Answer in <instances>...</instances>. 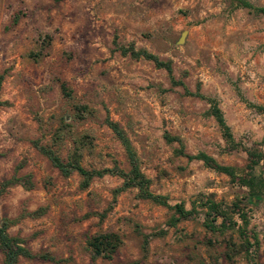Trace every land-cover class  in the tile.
Returning a JSON list of instances; mask_svg holds the SVG:
<instances>
[{
	"label": "rangeland",
	"instance_id": "rangeland-1",
	"mask_svg": "<svg viewBox=\"0 0 264 264\" xmlns=\"http://www.w3.org/2000/svg\"><path fill=\"white\" fill-rule=\"evenodd\" d=\"M245 1L264 7V0ZM46 37L50 47L38 59L29 57ZM115 38L118 46L133 43L171 60L175 79L192 92L200 84L201 93L218 102L235 141L264 153V115L254 108L264 107V15L231 12L224 0H0V102L7 103L0 106V185L13 175H30L33 184L30 191L13 186L0 195V219H18L8 234L58 264H228L221 240L238 241L236 234L214 237L201 218L167 228L171 212L137 199L135 189L121 193L101 222L90 214L109 205L121 181L106 176L81 190L76 174L63 178L32 147L40 140L65 160L88 137L89 145L81 148L84 168L101 170L116 162L128 170L121 145L104 124L108 115L129 138L150 191L171 205L190 210L200 197L230 204L244 195L225 175L176 156L178 144L164 140L165 134L177 136L186 154L204 153L243 170L247 155L226 150L207 115L209 105L171 88L166 72L152 63L121 57L114 52ZM78 106L89 112L81 119ZM55 134L59 141L53 143ZM263 171L258 167L256 174ZM39 208H46L41 217L21 219ZM246 211L259 246L232 264H264V197ZM160 231L165 235L152 239L142 258V236ZM102 232L122 239L112 260H94L86 247V239ZM206 240L213 246L202 244Z\"/></svg>",
	"mask_w": 264,
	"mask_h": 264
},
{
	"label": "trees",
	"instance_id": "trees-1",
	"mask_svg": "<svg viewBox=\"0 0 264 264\" xmlns=\"http://www.w3.org/2000/svg\"><path fill=\"white\" fill-rule=\"evenodd\" d=\"M224 1L229 4L231 12L238 9H246L257 16L264 15V7H254L245 0ZM50 44L51 38H43L38 53L30 54L29 57L38 59L50 47ZM113 45L115 47L114 52H118L121 57H128L133 61L143 60L152 63L155 69L166 72L171 88L179 87L182 89L184 96L205 101L209 105L207 115L216 122L222 139L226 144V150L229 152L242 151L247 155V164L243 170H238L232 166L220 165L213 158L204 153H198L196 155L186 154L181 139L177 136L165 134L164 140L169 144H178L179 148L174 150L176 156L186 158L189 162H202L206 168L225 175L232 184L244 191V195L230 204L216 202L211 196L200 197L193 203L190 210H186L183 204L171 205L166 197L155 195L150 191L151 181L141 172L138 156L129 138L119 124L110 120L108 115L104 119V124L121 145L128 164V170L120 168L116 162H113L111 167L101 170L84 168L81 165V148L85 145H89L88 137H82L79 142H76V146L67 155L65 160L60 158L51 147L41 144L40 140L33 141L31 143L32 147L41 156L46 158L51 167L57 170L63 178H68L76 174L80 179L79 188L81 190H87L94 180L106 176L117 178L121 181L120 186L113 190L109 205L101 213L90 214L98 217L101 222L112 211L116 204V199L121 193L135 189L137 191V199L148 201L171 212V217L165 224L167 228L176 229L177 225L183 221L201 218L203 228L214 237L215 235L224 236L226 233L236 234L238 241H235L232 236L222 238L221 240V244L224 246L221 258L224 262L232 264L238 255L245 254L248 256L256 252L259 246L258 238L252 229H249V220L246 210L248 207L259 204L264 197V171L256 174V169L264 166V153L262 150L248 148L243 146L240 142H236L219 108L218 102L214 98L204 96L200 91V84H197L195 91L192 92L187 89L181 79H175L171 60L162 61L156 55L146 50H137L133 43H129L126 46H118L116 44V38L113 40ZM0 80H2V78H0ZM60 87L64 95L69 97L70 92L66 89L65 84H61ZM4 105H7V103L0 102V106ZM254 108L264 115V107L254 106ZM75 110L78 119H81V116L84 114L89 113L86 106H78ZM57 141H59V137L55 134L53 143ZM20 166H18L17 169H20ZM13 186H21L26 191L32 190L33 184L31 176L25 175L17 177L13 175L10 179L3 181L0 185V195L4 193L6 189ZM45 212L46 208H39L35 212L24 214L21 216V219L23 217L39 218L44 215ZM17 222L18 219H0V254L2 256V264H18L21 259H36L53 264L60 263L55 261V259L47 253L33 254L26 247L25 240L10 236L8 234V229L17 224ZM164 235L165 232L160 231L155 234L142 236V258H145L148 253L149 242L154 238ZM122 243L120 236L113 232L98 233L86 239V247L91 254V258L94 260H112L122 246ZM202 244L210 247L213 246L211 240H206L205 243L203 242ZM131 264H141V261L139 260ZM213 264L220 263L218 260H215Z\"/></svg>",
	"mask_w": 264,
	"mask_h": 264
},
{
	"label": "water",
	"instance_id": "water-1",
	"mask_svg": "<svg viewBox=\"0 0 264 264\" xmlns=\"http://www.w3.org/2000/svg\"><path fill=\"white\" fill-rule=\"evenodd\" d=\"M183 36H184V34L182 35V37H181V39L179 40V42H181V41L183 40Z\"/></svg>",
	"mask_w": 264,
	"mask_h": 264
}]
</instances>
